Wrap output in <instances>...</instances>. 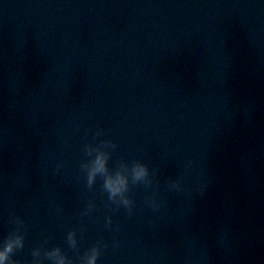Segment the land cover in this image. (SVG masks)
<instances>
[{
    "label": "water",
    "instance_id": "water-1",
    "mask_svg": "<svg viewBox=\"0 0 264 264\" xmlns=\"http://www.w3.org/2000/svg\"><path fill=\"white\" fill-rule=\"evenodd\" d=\"M15 235V264L97 244V264H264V0H0V246Z\"/></svg>",
    "mask_w": 264,
    "mask_h": 264
},
{
    "label": "clouds",
    "instance_id": "clouds-1",
    "mask_svg": "<svg viewBox=\"0 0 264 264\" xmlns=\"http://www.w3.org/2000/svg\"><path fill=\"white\" fill-rule=\"evenodd\" d=\"M107 161L108 154L104 152H99L96 155L95 160L88 172L89 184L95 181L98 174H107ZM134 177L136 180H143L149 175V170L146 165L137 163L133 168ZM105 189L109 192L110 197L116 199L117 197H123L124 193L128 188L127 177L123 173H118L115 176L107 175L105 181ZM123 203L129 204L128 199H124ZM69 239L73 245L76 244V234L75 232L70 233ZM24 237L22 235H15L10 238L5 244L0 246V264H15L11 260V254L18 247H23ZM36 256H40V250L37 249L34 253ZM48 257L55 261V264H71L70 259L61 252L60 248H56L46 254ZM100 256V245L97 244L95 247L91 248L89 253L86 255V264H97ZM39 264V262H38Z\"/></svg>",
    "mask_w": 264,
    "mask_h": 264
}]
</instances>
